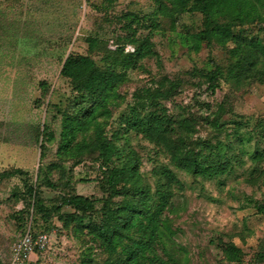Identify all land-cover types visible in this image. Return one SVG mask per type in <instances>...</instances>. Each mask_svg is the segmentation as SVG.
<instances>
[{
  "label": "rangeland",
  "instance_id": "obj_1",
  "mask_svg": "<svg viewBox=\"0 0 264 264\" xmlns=\"http://www.w3.org/2000/svg\"><path fill=\"white\" fill-rule=\"evenodd\" d=\"M209 1L0 0V264L26 230L49 236L30 264H264V0H212L211 26ZM69 56L116 80L65 143L64 119L92 103L60 75ZM102 139L127 142L148 198L108 196ZM177 152L228 170L194 174ZM75 195L92 210L73 215Z\"/></svg>",
  "mask_w": 264,
  "mask_h": 264
},
{
  "label": "trees",
  "instance_id": "obj_2",
  "mask_svg": "<svg viewBox=\"0 0 264 264\" xmlns=\"http://www.w3.org/2000/svg\"><path fill=\"white\" fill-rule=\"evenodd\" d=\"M222 5L227 6L228 8H237L239 11H245L247 6L246 0H222ZM248 5V3H247ZM214 9V2L210 0L208 2V6L205 8L203 7V12L206 17L207 23L211 26L213 24L211 21V13L207 10ZM200 39V38H199ZM124 47V46H123ZM118 47L120 48L118 51L121 53L124 51L125 47ZM263 47H260V51L262 54H264ZM127 55H133L134 54V48H131L130 51L126 52ZM257 59L254 58L252 60L251 66H254L257 64ZM93 66V63L87 59V58H72L69 56L65 62L63 63L60 75L62 77H65L67 79L73 80V83L77 86L78 89H81L82 96H88L92 99V103L89 106V108H84L80 112H77L74 116L66 117L62 124V134L63 138L65 140V143H69L71 140L75 138V136L78 133L87 131L91 126L94 125L95 122V114L98 110V108L101 106V100L108 98V91L109 88H111L112 84L116 80V76H114L113 73L106 74L101 72L97 68H91V71L88 74H84V72L88 69H90V66ZM220 69L216 68L215 70L211 71L209 73V79H208V89L210 91H215L217 87V82L220 77ZM72 83V84H73ZM81 96V97H82ZM129 128V125L126 127ZM127 130H124L122 134V138H125ZM98 150H99V157L103 160L101 165L106 167V172L104 173V177L101 180L102 186L105 185L107 192L109 193V197L114 196H121L123 198L125 197H132L136 195H140L143 197V199H146L149 197V191L143 188V186L140 185L138 182V179H140L135 172L138 161L136 160V156L134 151L129 147L127 142L122 144L119 149L116 147L113 142L109 139H102L97 141ZM181 152H177L173 154V160L175 161V164L177 167L181 169H185L188 171H191L194 174L202 175V176H217L222 175L228 170L227 161H224L223 158L216 159L212 162V166H206L204 164H201L197 161L196 158L193 156H189V154L181 155ZM116 154H119V160L121 162L120 166H109V163L112 160V157ZM13 171V170H12ZM21 170L19 168H15L14 172H20ZM65 203L67 206H69L74 214H82V213H88L93 208V202L87 198L80 195L70 196L65 200ZM134 220L139 215H145L146 209L144 206H141L140 208L136 207L135 200H134ZM260 212L264 213V205L260 207ZM151 219V218H150ZM29 231V230H28ZM105 230L102 231L103 239L107 242L110 241V236L106 233ZM23 232L20 237L26 233ZM33 235L38 234H47L44 231L39 232H32ZM48 235V234H47ZM19 237V239H20ZM49 237V236H48ZM232 244H228L225 246V249H232ZM223 250V249H222ZM226 252L225 250H223ZM44 252V251H43ZM43 252H36V255H40ZM227 253V252H226ZM134 254H140L137 251H134ZM88 259V258H87ZM90 259H88L89 261ZM139 262H134V264H138ZM152 264V263H150ZM161 264H167V263H161Z\"/></svg>",
  "mask_w": 264,
  "mask_h": 264
},
{
  "label": "built area",
  "instance_id": "obj_3",
  "mask_svg": "<svg viewBox=\"0 0 264 264\" xmlns=\"http://www.w3.org/2000/svg\"><path fill=\"white\" fill-rule=\"evenodd\" d=\"M49 237L47 234L33 235L30 231L24 233L11 249L10 264H30L36 252L47 249Z\"/></svg>",
  "mask_w": 264,
  "mask_h": 264
}]
</instances>
